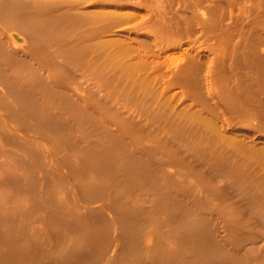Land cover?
Listing matches in <instances>:
<instances>
[{
	"label": "rangeland",
	"instance_id": "obj_1",
	"mask_svg": "<svg viewBox=\"0 0 264 264\" xmlns=\"http://www.w3.org/2000/svg\"><path fill=\"white\" fill-rule=\"evenodd\" d=\"M0 264H264V0H0Z\"/></svg>",
	"mask_w": 264,
	"mask_h": 264
},
{
	"label": "bare ground",
	"instance_id": "obj_2",
	"mask_svg": "<svg viewBox=\"0 0 264 264\" xmlns=\"http://www.w3.org/2000/svg\"><path fill=\"white\" fill-rule=\"evenodd\" d=\"M57 1H58V0H57ZM53 3H54V2H53ZM45 4H46V3H45ZM47 4H49V3H47ZM56 4H57V3H56ZM53 5H55V3H54ZM49 6H50V5H49ZM96 9H97V8H96ZM94 10H95V9H94ZM92 11H93V10H92ZM92 11H91L90 13H93V14H94V11H93V12H92ZM83 12H84V11H82V12H80V13H83ZM85 12L87 13V11H85ZM97 12H99V10H98ZM86 13H83V14H86ZM99 13H100V12H99ZM99 13H96V15H99V16H100ZM83 14L81 15V16H83V18H81V16H80V18H81L82 20L86 19V18H84V16H85V17L88 16L87 14H86V15H83ZM47 15H48V14H47ZM78 15H79V14H78ZM48 16H49V15H48ZM90 16H92V15L90 14ZM78 17H79V16H78ZM26 18H28L27 21H28L29 23L31 22V23L34 25V23H33V22L35 21L34 18H33L32 21H31V18H32V17L30 18V17H27V16H26L24 19H26ZM35 18H36V17H35ZM43 18H44V17H43ZM50 18H51V17H50ZM50 18H47V19L50 20ZM52 18H54V17H52ZM87 18H90V17L88 16ZM29 19H30V20H29ZM39 19L42 21L41 18H38V21H39V22L37 21V23H36V24L39 23L38 25H40V20H39ZM47 19H46V20H43V21H48ZM54 19H55V18H54ZM81 19H80V20H81ZM90 19H92V18H90ZM94 19H95V21H97L96 24L98 23V21H99V23H100V18L97 20V16H95V14H94ZM94 19H92V20H94ZM36 20H37V18H36ZM43 21H42V22H43ZM95 21H94V22H95ZM28 22H27V23H28ZM49 22L51 23V21H48V23H47V22H46V23L43 22V23L49 25V24H50ZM54 22H55V20H54ZM54 22H52V23H54ZM78 22H80L79 19H78ZM82 22H83V21H82ZM84 22H85V20H84ZM90 22L93 23V21H90ZM29 23H28V25H29ZM86 23H88V22L86 21ZM99 23H98L97 25H95V23H93V25H94L95 27H97V29H99V26H100ZM32 24H31V25H32ZM41 24H42V23H41ZM44 24H43V25H44ZM83 24H84V23H83ZM33 25H32V26H33ZM38 25H37L36 29L38 28ZM58 25L61 26V24H58ZM62 25H63V24H62ZM79 25H82V24H79ZM98 25H99V26H98ZM34 26H35V25H34ZM82 26H83V25H82ZM39 27H41V26H39ZM45 27H46V26H45ZM45 27H44V29H45ZM64 27H65V29H66L67 27L69 28L68 25H67V27L64 25ZM80 27H81V26H80ZM62 28H63V26H62ZM71 28H72V27H71ZM40 29H42V28H39V29H37V30H40ZM44 29H43V30H44ZM65 29H64V31H65ZM70 30H72V29H70ZM70 30H69V31H70ZM92 30H93L94 32H96V31L99 32V30H96L95 28L92 29ZM62 32H63V31H62ZM72 32H73V31H72ZM79 32H80V30H79ZM94 32H93V35L95 34ZM80 34H81V32H80ZM96 35H97V37H98V33H96ZM83 37H84V36H83ZM97 37H95V38H97ZM81 38H82V35H81ZM81 38H79V40H82ZM75 41H77V40L75 39ZM95 45H96V43L94 44V46H92V48H87V49H88V50H89V49L94 50V51L96 52L95 54L99 56V51L97 52V49H98V48H97ZM95 49H96V50H95ZM93 54H94V52H93ZM96 55H95V56H96ZM95 56H94V59L96 60V57H97V56H96V57H95Z\"/></svg>",
	"mask_w": 264,
	"mask_h": 264
}]
</instances>
